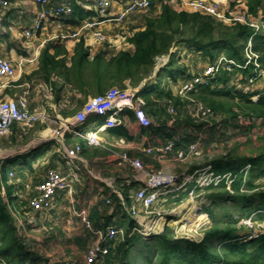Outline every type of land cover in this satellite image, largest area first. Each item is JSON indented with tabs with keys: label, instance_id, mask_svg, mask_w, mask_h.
<instances>
[{
	"label": "trees",
	"instance_id": "trees-1",
	"mask_svg": "<svg viewBox=\"0 0 264 264\" xmlns=\"http://www.w3.org/2000/svg\"><path fill=\"white\" fill-rule=\"evenodd\" d=\"M62 2L73 7V12L62 19L73 27L80 26L86 17L96 14L94 9L84 7L78 3V0H51L52 5H58ZM244 3L249 13L256 15L262 12L264 17V0H244ZM157 4H160L161 7L159 11H157ZM235 4V2H231L226 8L227 15L235 9ZM137 15L144 17V23L134 26L135 32L132 30L133 34L127 37L131 48L117 50L115 47L106 44L102 45L96 53L91 54V47L86 46L84 39L81 38L76 44L74 54L70 56L62 46V39L58 38L49 41L42 49L39 67L33 74H36L41 81L51 87L55 100L61 99L65 87H69L70 91L75 90L81 93L84 97L80 99L73 97L70 100L71 104L75 102L77 106L72 112L65 113L66 117L75 115L90 96L102 94L112 87L123 89L131 86L138 87L141 82L155 72V67L161 56L167 54L170 56L175 45L185 43L189 49L200 51L209 63H214L219 55L224 53L229 59H234L239 64L246 66H234V70L230 74H227L228 70L222 69L221 75L213 78L210 85H200L198 91H192L188 94L193 98L187 100L181 92L174 95L172 90H165L160 87L159 82L152 85L153 89H147V86L142 87L137 95L144 98L143 109L152 120L148 127L155 128L156 120L159 125H165L172 118L171 115L177 114L176 124L183 121L187 129L189 125H192L193 133H195L194 131L201 133L199 129H203V127L210 129L211 121H224L233 125L240 122L242 125L238 124L237 127L239 126L241 129L236 132L247 131L246 133L249 132L250 135H254V129L259 119L262 120L264 126V90L259 93L260 96L256 100L252 97L258 93L252 91L251 88L249 90L239 88L240 90L236 94H233L231 89L228 90V94H230L228 101H217L213 95H210L212 91L220 90V85H224L223 88L226 87L236 71L240 72L241 70L245 76H248L247 80L243 79L244 81L258 76L254 62H246L248 59L247 47L251 43L250 49L253 53L258 54L257 63L259 68L263 70L264 33H258L242 22L228 23L200 12L179 10L165 0H155L148 12L132 15L131 20H135L134 17ZM174 59L171 57L166 67L161 68L157 76L160 77L163 69L174 66ZM55 76L62 77L65 82L60 84L53 81ZM260 76L263 77L264 74ZM24 82L26 81L22 78L16 81L15 85L18 86ZM161 100L164 101L165 105L159 102ZM189 101L194 104H204L213 111V115H199L197 116L199 121H194L191 116L187 119L183 118L182 110H179V107L186 105ZM164 106L170 113L169 117H165L167 113L164 111ZM242 120L250 121L252 124L247 125L241 122ZM183 129L184 133L190 132L189 129L186 130L184 127ZM111 130L117 136H128L125 127L119 126ZM23 134L21 126L15 124L10 135L18 139ZM190 136H193L191 138L194 140L182 139L176 130L174 134H169L170 140L177 139L176 146L184 150H188L191 144L198 142L195 139H198L199 134L195 135L190 132ZM232 137L231 135L228 138L231 140ZM66 139L67 142H71L69 141L70 136H67ZM229 139L226 138V141L229 142ZM259 139L264 140V135ZM186 142L188 145L184 146ZM79 143L83 146L87 145L86 141L80 137ZM236 146H234V150L237 149ZM101 151L96 149L93 153ZM44 152L45 150L32 156L28 154L19 155V158L23 160L21 165L29 171L35 172L33 163L39 160ZM247 165H250V168L246 174L242 169ZM214 166L212 168L217 173L232 174L229 185L233 192L227 189L225 180L219 185H210L197 190L206 191L208 199L223 198L242 203L238 207L241 214L245 215L243 217H250L253 215L250 213L256 212L259 217L253 218L257 221H264V154L246 155L238 158L236 154L230 153L227 159L214 160ZM9 180L10 177L0 171V260L13 264H42L39 261L43 259L42 255L33 250L32 244L29 242L31 239L19 235L16 219L3 193V190H6L10 199H14L11 197L14 185H9ZM189 193V190L184 192L175 201L177 203L185 201L189 197ZM109 198L115 211L120 212L122 205L117 194L111 193ZM111 203H108L107 206L110 207ZM214 203L216 204V202ZM12 205L14 204L12 203ZM203 211L210 216L212 225L204 230V235L200 241H192L186 237L177 239L172 235L173 232L169 226H166L163 232L152 234L147 239L140 235L128 237L137 223L135 219L124 215V219L118 222V227L124 228L126 237L124 239L118 237L112 240L109 243V253L96 264H264V234L252 238H249L248 234L241 235V231L239 232V228L236 226L238 219L227 221L221 225L210 207L204 206ZM234 214V211H231L229 215L233 217ZM111 218L108 217L109 220ZM91 219L95 221L96 226H102L99 224L98 212L93 213ZM240 228L243 229L244 227ZM150 239L153 242H149ZM215 240L218 243L212 246V242ZM140 245H143V248ZM134 250L137 252L136 257L140 258L139 261L134 259L132 255ZM44 261L46 264H61L59 261L58 263H50L46 258Z\"/></svg>",
	"mask_w": 264,
	"mask_h": 264
},
{
	"label": "built area",
	"instance_id": "built-area-1",
	"mask_svg": "<svg viewBox=\"0 0 264 264\" xmlns=\"http://www.w3.org/2000/svg\"><path fill=\"white\" fill-rule=\"evenodd\" d=\"M13 0H0V17L5 11L12 6ZM40 10L36 16L32 19L31 24L25 29V37L27 40L37 38L40 33H43L50 26L57 27V33L54 34V39H71L74 41H80L84 39L85 45L91 47V54L96 53L95 42L97 46L108 45L115 47L117 50L129 47L127 40L128 36L135 32V29L130 28L129 32L123 33L117 31L115 34H109L107 32L110 28L119 27L120 25L129 21L132 22L131 16L135 14H141L148 12L155 0H78V3L88 9H94L95 16L86 17L82 24L78 27H73L70 23H65L62 19L73 12V7L62 2L58 5H52L51 0H33ZM172 4L176 9L187 10L190 12H200L202 14L211 15L213 17H220L224 22L231 23L238 21L247 24L258 33H264V17L262 12L256 15L249 13L245 8L244 0H231L235 2V9L226 14V9L223 7L224 2L222 0H165ZM52 5V6H50ZM186 7L190 9H186ZM225 11H224V9ZM216 18V17H215ZM126 21V22H125ZM69 25L71 29L66 25ZM67 29V30H65ZM133 30V31H132ZM124 40V46L118 47L115 41ZM44 42L41 43L42 46ZM251 43L247 47V63L253 61L258 70V76L264 74V69L259 68L257 63L258 54L253 53L250 49ZM39 50L36 49L34 54L29 57H23L18 63H15L8 57L0 58V77L3 79L13 78L17 74L18 67L23 65L24 62L35 63L39 59ZM169 54L163 55L159 58L155 67V74L160 71L169 61ZM234 66L244 67L234 59H229L224 53L219 55L214 63H208L204 70L200 74H195L188 81L182 83L180 92L186 96L192 91H196L200 85L208 86L212 82L213 78L221 75V70H228L231 73L234 70ZM9 84V83H8ZM146 84L142 85L145 86ZM23 91L10 98L0 97V136H8L12 133L13 126L18 124L21 126L23 133L27 132L39 121L48 120L47 112L43 109H33L30 107V95L33 87L30 81L24 82L22 85ZM251 87L247 86L245 90H249ZM140 88H119L112 87L106 92L94 96H90L84 103L82 108L73 116L66 118L62 121L60 128L54 130L53 136L58 139L59 146L62 147V151H59L60 155L67 165L68 173L63 172L57 167L49 166L46 171L45 177L36 184L26 183V200L27 204L22 208L12 205L10 202V196L7 197V203L11 207L13 216L16 219L19 235L26 238L31 237L25 231V225L28 227H37L42 231L43 229L49 233L52 229L48 223L52 222L56 217V210L59 208L60 201L58 191L67 192L72 197L74 194L73 181L77 179V166L75 160L80 157L83 151V145L81 143L66 144V138L68 134L78 136L86 141L90 146H104L105 140L100 136L99 132L102 128L116 127L121 125L120 113L130 109L134 111L136 120L141 123L142 126L148 127L151 125L152 120L143 109L145 100L143 97L138 96L137 93ZM47 90L51 94V87L47 86ZM259 94L254 95V100L259 98ZM195 113L197 116H211L213 111L206 107L202 103H195ZM171 111H174L171 109ZM105 117L106 123L101 127L93 130L86 131L82 127L86 125L91 116ZM241 122L249 125L250 121L242 120ZM177 139L169 140L166 144L160 143L158 145H150L144 147V152L148 154H154L158 157H165L175 151V156L179 160H184L187 157H199L202 155L200 145L198 142L191 144L188 150L178 148L176 145ZM127 163L140 171H144L146 166L141 158L131 156L129 153L124 152L120 156L119 164ZM250 165L245 166L242 171L248 173ZM0 171L8 175L10 179H14L18 182L19 178L15 179L16 172L13 169L5 168L4 163H0ZM231 173L220 174L213 170L211 165L198 168L193 172H184L181 175L179 173L162 174L161 172L152 173L146 180L145 186L140 188L133 196L135 202H140L142 208L135 206L134 204L127 203L124 195L116 190L118 197L120 198L122 208L128 209L131 216L138 222L130 234L134 235L137 232L143 236H148L144 232L147 231L157 233L152 226L146 221L149 217L147 213L146 217L143 214L144 211H151V208L155 206L160 197L170 191L171 188L179 190L188 185L190 187L189 195L194 197L195 190L198 188H204L210 185H219L222 181H226L227 189L233 192L229 185L231 180ZM16 183V182H15ZM20 195V191L16 189L14 196ZM11 197L12 194H11ZM107 203H111V199H106ZM73 202V201H72ZM30 212L32 217L25 219V223L21 221L23 213ZM144 212V213H146ZM162 211L158 212L161 215ZM76 219L66 217L68 228L74 229L79 224H83L87 230L91 233L88 249L86 251L84 261L85 264H96L101 261L105 255L109 253V243L120 237L124 239L126 237L124 228L118 227V225L110 224L103 227H95L85 210L74 211ZM24 216V215H23ZM143 217L140 219L139 217ZM254 214L250 217H241L239 219L240 227L248 230V237H259L264 234V221H257L253 218ZM145 223V224H144ZM33 238V237H32ZM189 239V238H188ZM199 240V239H190ZM0 264H13L5 260H0Z\"/></svg>",
	"mask_w": 264,
	"mask_h": 264
},
{
	"label": "crops",
	"instance_id": "crops-1",
	"mask_svg": "<svg viewBox=\"0 0 264 264\" xmlns=\"http://www.w3.org/2000/svg\"><path fill=\"white\" fill-rule=\"evenodd\" d=\"M222 1L224 2L223 7H227L231 3V0ZM160 9V4H157V11H159ZM39 10L40 6H38L33 0L12 1L11 8L7 9L5 13H3L0 17V58L8 57L12 59L15 63H18L21 58L33 55L36 49L39 50L40 55L42 49L46 46V44L49 43V41H54L53 36L57 33V27L54 26H50L49 29H47L43 33H40L37 38H34L32 40H27L25 37L26 27L31 24L32 19L36 16ZM133 22H135V20H133ZM136 22L137 25H143L144 23L143 21L139 22L138 20H136ZM68 27L71 29L69 25H66V28ZM42 42H44V44L40 46ZM61 43L62 46L68 51V54L70 56L74 54L77 41L71 39H64L61 41ZM99 48L100 46H95L96 51ZM128 48H131L130 44ZM52 52H54V50H52ZM171 57L173 59L175 58L174 66H172V68H174V71L170 76L167 77L166 81L164 82H167L165 83V85L169 83V87L168 85H166V88L168 90H172L174 95H177L178 93L180 94V88L182 86V83L184 81H188L187 79H189L191 76L195 74H200L209 62L202 58L203 56L201 55L200 51L189 49V47L185 43L175 45L172 49V53L170 54L169 58L171 59ZM38 67L39 59L38 62L35 63L24 62L23 65H20L18 67L15 78L8 85H6V81L0 77V92L6 94L8 92H13L14 90L23 91V86H17L15 85V82L22 78H24V81H30L33 85L30 95V107L33 109L45 110L49 117V121L54 120L56 123H60L61 120L69 118L66 117L65 113L72 112L77 106L75 102H72L71 104L70 100L73 97L79 99L84 97L81 93H78L75 90L70 91L69 87H65V92L63 93L61 99L59 101H56L53 92H51L50 94L47 90V86L49 85L41 81V79H39L36 74H33L38 69ZM247 77L248 76H245L241 72V70L240 72L236 71V73L232 75L231 80L228 83L234 82V84L238 88H243L244 90L247 86H250L252 91H255L256 88V92L258 94L262 93V91L264 90V76H257L256 78H250L248 81H246ZM150 78L152 80L149 82L147 78V82L149 84L154 82L155 79L158 77L150 76ZM243 79L246 80L244 81ZM53 81H56L60 84H63L65 82L62 77L58 76H55L53 78ZM144 82L147 84L146 80H144L138 87H142L141 85ZM199 89L200 88H198L196 91H198ZM180 107L184 109L181 111L185 113V115H183V118L187 119L189 116H191L194 121L198 120L194 109L195 104L192 103V101H189L186 103V105H182ZM119 117L122 122L121 125H118L116 127H105L102 128L99 132L100 136L106 142L104 146H90L88 144L83 146V151L81 152L80 157L75 160V164L78 170V180L73 181L74 194L72 197H70L67 192L58 191V196L60 195V197L63 193V201H60L59 197L60 205L59 208L56 210L55 215L58 217H56L52 222L48 223V225L52 227L51 231L49 232L50 236L52 234L58 237L59 232L60 234L58 238H69L75 240V238L80 235V233L76 232L78 231V226L76 227L77 229H70L68 228V224L66 223V217L73 216V218L76 219L74 211L85 210L88 213L90 219L93 213L98 212L99 224L102 225L101 227L110 224H119L117 221V217L127 215L126 213L130 215L128 217L133 218L128 209L121 207L120 212L115 211L113 203H111L110 207H108L106 199L109 198V194L116 193V190H118L124 195L125 199L127 198V203L134 204L135 206L142 208L140 202L134 201L133 196L140 188L145 186L146 180L152 175V173L156 174L158 172H161L158 169L155 171V166L160 170H166L163 172L170 171V173L177 172L176 170L181 169V171L178 172L181 175L184 172H193L198 168L204 167L206 165L214 166V160L227 159L230 153L236 154L238 158L244 157L246 155L257 156V153L254 152V154H252L251 152H247L245 150V146L249 142L247 136H249L250 133H246L247 131H239V133L236 132L237 130L241 129L239 126L237 127L238 124L242 125L240 122L235 123L233 125L224 121H211V127L210 129L208 128L209 130L207 129V133L205 134V138L202 140V143L195 139V141L197 140L199 142L200 148L203 151V155L206 151V161L204 163L202 161H196V164L194 160L201 158L203 155L199 157L190 156L184 160H179L175 156V151L162 158L154 154L151 155L145 153L143 150L144 147L147 145H158L160 143L167 142L168 140H170L169 134H174L175 130L182 136V139L194 140L193 138H191L193 136L189 137L190 132L195 135L201 134L196 131H194L195 133H193L191 128L189 127L188 129L190 130V132L184 133L185 131L183 127L186 130L188 129L183 121L178 123V125L180 126L172 125L168 121L165 125H159L154 122V126L156 127L151 128L142 126L141 123L136 120L134 111L130 109H126V111L121 112ZM153 120L155 121L154 118ZM229 121L231 120L229 119ZM105 123V117L94 115L89 118V121L86 123L84 130L89 131L97 129ZM37 125L39 126L31 139L32 141L30 140L31 142L26 146L28 148H26L25 150L20 147L9 150H3V154L0 155V163L3 162L4 165L8 163L10 164L8 166V169H16L18 170V172L20 171V176L18 177L20 180H18V182L16 181V183H13V185L15 186V191L20 187L22 189H25L24 192L27 193L26 183L36 184L41 181L45 177L47 168L49 166L57 167L65 173H67V171L69 170H67L68 167L63 162L57 163L54 161L53 163L48 165V161H43L40 164V159L36 161L37 163H33V168L36 170L34 173L26 169L23 165H21V162L23 160L22 158H19V155L27 154V152L35 150L39 148V145L41 144H46L48 146L52 143H58V139L50 134V130H47L50 126L48 124V120L40 121L37 123ZM256 125L257 126L254 129V135L251 134L252 136H254L253 142L256 138L259 139V137L264 135V126L262 124V120L259 119ZM119 126L125 127L128 132V136H117L115 133L112 132L111 129L117 128ZM229 130L232 131L230 132ZM227 134L236 135L229 141V144L224 145V142L221 141H226ZM67 136H70V139L72 138L73 140L69 143L66 139V144L72 145L75 143H79L78 136H74L71 134H68ZM243 137H246L245 140L242 139ZM187 143L188 142L184 143V146H187ZM220 144L224 145L222 149H219ZM234 146L237 147L236 150H234ZM96 149H100V151H102L98 153H93V151ZM124 152L129 153L131 156L141 158L145 166L147 167V170L145 169L144 171H140L127 163L119 164L120 156ZM60 157L62 158V155H60ZM147 161H152L154 164H150ZM40 166H45L44 170L41 171ZM36 174L38 175L35 176ZM3 193L5 195V199L7 200L8 193H6V190H3ZM12 196L14 197V199L16 198L15 203L13 202L14 199L12 200L14 206L22 208L27 204L26 197H21L20 195L14 196L13 194ZM162 196L160 197V200L162 199ZM80 199H83L84 202L79 203ZM89 200L91 202H89ZM65 203H68V206L63 205ZM107 207L108 210H106ZM250 214H256V212H252ZM108 217H112V221L109 220ZM122 220L123 219H121L119 222H121ZM91 221L95 227H98L96 226L95 221L93 219H91ZM80 225L84 228L82 232H85V234H88L90 237L91 233L87 230V228L83 224ZM41 232L48 234L46 231H40L39 228H35L36 235ZM57 237L56 239L51 240L56 241ZM77 239L79 238H76V240ZM87 249L88 244L86 245L82 258L76 261L77 263L85 264L84 257Z\"/></svg>",
	"mask_w": 264,
	"mask_h": 264
},
{
	"label": "rangeland",
	"instance_id": "rangeland-1",
	"mask_svg": "<svg viewBox=\"0 0 264 264\" xmlns=\"http://www.w3.org/2000/svg\"><path fill=\"white\" fill-rule=\"evenodd\" d=\"M227 7H224V8L226 9ZM186 9H190V8L186 7ZM225 9H224V11H225ZM215 17L217 20L222 19V18L217 17V16H215ZM143 18L144 17L142 15L135 16L134 17L135 22L132 21L130 23L129 21H127V22L125 21L126 23L120 25L119 27L110 28L107 30V32L109 34H115L117 31L127 33V32H129L130 28H133L134 25H137L136 20L141 22V21H143ZM115 43L117 44L118 47H123L125 41L124 40L117 41V42L115 41ZM95 45H98V43L95 42ZM202 58H204V57H202ZM165 67H166V65H165ZM173 71H174V68H172V66H169V67L163 69L161 74H160L161 80H160V77L157 76L158 74H155L153 72V74L151 76L155 75L154 77H158V78H156L155 81L152 82L151 84H149L148 82L151 81L152 79L150 77H148V82H147V78H146L145 80H146L147 84L145 86L148 87L147 89H153L152 85L154 83L159 82L160 87L167 90L166 85H168V87H169V83L165 85V83H167V82H164V81H166L167 77L170 76L173 73ZM14 78L15 77L7 78V79L5 78L4 80L7 83L6 85H8V83L10 84V82L13 81ZM223 86L220 85V87H221V88H219L220 90H217L216 92L212 91L210 93V95H213V97L215 99H217V101H219V100L220 101H222V100L228 101V95H230V94H228V90H230V89L232 90L233 94H236L237 91L240 90L234 84V82L227 83L226 87H224V88H223ZM142 87H144V86H142ZM142 87H140V89ZM136 88H139V87H136ZM15 89H20V88H15ZM255 91H256V88H255ZM21 92L22 91H20V90H14L13 92H8L6 94L0 92V96H1V98H10V97H14L15 95L20 94ZM185 98L191 99V98H193V96L186 95ZM159 102L161 104L165 105L163 100H161ZM179 110H184V109L179 107ZM164 111H166V113H167V115H165V117H169L170 113L168 112L166 106H164ZM181 113L183 115H185L184 112H181ZM177 115H175V116L171 115L172 118H170L168 120V122H170L172 125L180 126V125L176 124V116ZM62 121L63 120H61L60 123H56L54 120L49 121V119H48V124L50 126L47 130H50L51 135H53L54 130H57L60 128ZM201 121H205V120H201ZM37 123L34 124V126L32 128H30L27 132H24L22 137L19 136L18 139L16 137H14L13 135L0 137V155L3 154L2 153L3 150H9V149H14V148H19V147L23 148V150H25L26 148H28L26 146L32 141L31 139L34 136V133L39 126V125H37ZM156 123H157V120H156ZM188 127L192 128V125H189ZM82 128L85 129V125ZM207 129H208V127H204V129H202V128L199 129L201 131V134H199L198 139H197L199 142L202 143V140L205 138V134L207 133ZM235 130H236V128H235ZM229 131L231 132L232 130H229ZM235 135L236 134H233L232 136L234 137ZM229 136H231V135L227 134L226 138L229 139L228 138ZM65 138H67L66 135H65ZM245 138L246 137H243L242 139L245 140ZM247 139H249L248 144L245 146L246 147L245 150L247 152H251L252 154H254V152H255V153H257V155H260L258 153L264 154V146H263L264 140H260V139L256 138L253 142L254 136H252V135L247 136ZM72 140H73L72 138L69 139V141H72ZM48 141H50V140H48ZM221 142H224V145H225V143L227 141L223 140ZM227 144H229V142H227ZM224 145L220 144L219 149H222V147H224ZM44 149H45V152L40 157V164L43 161H48V165H50L54 161L57 163H62V162L64 163L63 159L60 157V154H59V151H62V147L59 146V142L58 143L56 142L54 144L52 143L48 146L46 144H41V145H39V148L32 150L31 152H27V154L29 156H32V155H35L36 153L42 152ZM196 161H202L204 163L206 161V151H205V154L201 158L194 160V162H196ZM147 162L150 164L153 163L152 161H147ZM196 164H197V162H196ZM9 165L10 164L6 163L5 168H7ZM43 165H46V164H43ZM44 168H45V166H40L41 171L44 170ZM154 168H155V171L158 169L159 171H161L162 174L170 173V171L163 172L166 170H160L156 166ZM146 170H147V167H146ZM176 171L177 172H173V173H178L179 171H181V169L176 170ZM15 172H16V175L14 178L17 179L20 176V171L18 172V170L15 169ZM68 172L69 171H67V173ZM32 173H34V172H32ZM37 173H38V171H37ZM37 175L38 174H36L35 176H37ZM14 182H16V180L10 179L8 181V184L12 185ZM14 187L15 186H13L12 193H11L13 195L15 193ZM189 187H190V185H188L184 188H181L179 190H175V189L171 188L170 191L168 193L164 194L162 196V199L159 200L158 203L151 208V211H147V212L144 211L146 213L143 212L142 215H144L145 217H146L147 213L150 212L148 214L149 217L146 218V221L149 224L148 226H152L153 229L157 231V233L163 232L165 227L169 226L173 232L172 235L177 239L180 237H186L189 239H199V240H192V241H200V239L204 235V230H206L207 228H209L212 225L210 216L203 211L204 206L210 207L214 211L215 218L218 220V222H220L221 225H224L227 221L235 220V219H238V222H239V219L241 217L245 216V215L241 214L240 209L238 207V206L242 205V203L233 202V201L226 200L223 198L208 199L206 197V191L201 192L199 190H195L194 197H191L189 195V197L185 201L177 203L175 200L177 198H179L184 192H186ZM18 190L21 193V197H26V193L24 192L25 189H22L19 187ZM62 195H63V193L61 194L60 201H63ZM15 201H16V198L13 200V202L15 203ZM11 202H12V198H11ZM83 202H84L83 199L79 200V203H83ZM89 202H91V201L89 200ZM214 202H216V204ZM63 205L68 206V203H65ZM159 211H162L161 215H158ZM231 211H234V213H235L233 217H230V215H229ZM126 214L128 216H130L128 213H126ZM23 215H22L21 221L24 223H25V219H29L30 217H32V215L29 211L27 212V214L23 213ZM253 217L258 218L259 214H255ZM139 218L143 219L142 216ZM100 219H101V217H100ZM121 219H124V217L123 216L117 217L118 222ZM136 223L138 224L137 221H136ZM236 226L239 228V232L241 231V235L249 234L248 230L240 228L239 223H237ZM77 228H78V231H76V232L80 233V235L77 236L76 238H79V239L76 240V238H75V240H72L69 238H67V239L58 238L59 234H60L59 232H58V237L56 235H52V234L50 236L49 233L45 234L43 232L36 235L35 234V227H28L27 224L25 225V231L28 233V235H31L33 238H35V239H32V237H26V238L31 239V240L29 239L30 240L29 242L32 244L33 250L37 251V253L39 255H42V258L44 260L46 258L47 261H49L50 263H58V261H59V262H61V264H72L73 262H76L78 259L82 258L83 252L86 248V245L88 244L90 237L88 234L86 235L85 232H82V230L84 228L80 224L78 225ZM42 231H45V230L43 229ZM144 232H146V234L148 236H143L139 232H137L134 235H140L144 239H147L152 234H154L153 230H152V232H150L149 230L147 231L146 228H145ZM56 237H57L56 241L51 240V239H56ZM149 242H153V241L150 239ZM212 243H213L212 246L217 245L218 241L215 240ZM140 247L143 248V245L142 246L140 245ZM132 255L134 256V259H136L137 261L140 260V258L136 257L137 252L135 250L132 252ZM43 259H40L39 261L42 264H46V262Z\"/></svg>",
	"mask_w": 264,
	"mask_h": 264
},
{
	"label": "water",
	"instance_id": "water-1",
	"mask_svg": "<svg viewBox=\"0 0 264 264\" xmlns=\"http://www.w3.org/2000/svg\"><path fill=\"white\" fill-rule=\"evenodd\" d=\"M157 74H158V72H157ZM144 84H146V83L144 82L142 85H144ZM142 85H141V86H142Z\"/></svg>",
	"mask_w": 264,
	"mask_h": 264
},
{
	"label": "bare ground",
	"instance_id": "bare-ground-1",
	"mask_svg": "<svg viewBox=\"0 0 264 264\" xmlns=\"http://www.w3.org/2000/svg\"><path fill=\"white\" fill-rule=\"evenodd\" d=\"M155 75H153L152 77H154ZM183 221V220H182Z\"/></svg>",
	"mask_w": 264,
	"mask_h": 264
}]
</instances>
